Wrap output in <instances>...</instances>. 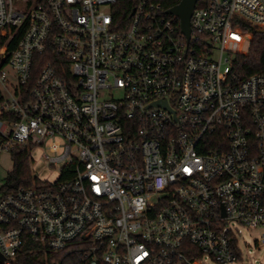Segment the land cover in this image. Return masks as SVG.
I'll list each match as a JSON object with an SVG mask.
<instances>
[{"label":"built area","instance_id":"2783aa9c","mask_svg":"<svg viewBox=\"0 0 264 264\" xmlns=\"http://www.w3.org/2000/svg\"><path fill=\"white\" fill-rule=\"evenodd\" d=\"M181 1L0 0V155L48 143L63 164L0 197L4 264L27 241L77 264H233L244 228L264 243V74L232 73L264 0H199L190 38Z\"/></svg>","mask_w":264,"mask_h":264},{"label":"trees","instance_id":"16d2710c","mask_svg":"<svg viewBox=\"0 0 264 264\" xmlns=\"http://www.w3.org/2000/svg\"><path fill=\"white\" fill-rule=\"evenodd\" d=\"M177 4V2H176ZM133 6V5H132ZM252 32L253 41L247 54H237L232 64V73L239 80L256 74H264V29L246 28ZM49 55H47L48 57ZM13 169L0 187V197L19 189H28L40 184L33 176L31 156L28 148H18L11 152ZM79 255L74 251L51 252L41 245L27 241L13 264H77ZM0 264H4L1 263Z\"/></svg>","mask_w":264,"mask_h":264},{"label":"rangeland","instance_id":"374dc122","mask_svg":"<svg viewBox=\"0 0 264 264\" xmlns=\"http://www.w3.org/2000/svg\"><path fill=\"white\" fill-rule=\"evenodd\" d=\"M206 0H202L200 4H204ZM258 29H260L258 27ZM253 41V37H252ZM251 41V43H252ZM250 43V45H251ZM249 46V45H248ZM246 47L244 54L249 52L250 46ZM31 168L35 178L49 184H55L62 178L61 168L63 164L50 165L44 156H53L48 149V143L44 146L33 148L31 152ZM13 169V161L11 153L4 152L0 155V187L5 183L6 177ZM244 236L247 242L243 247V259L233 264H264V243L261 240L262 231H250L244 228ZM259 241V246L256 241ZM210 264H215L210 262Z\"/></svg>","mask_w":264,"mask_h":264},{"label":"water","instance_id":"95a60500","mask_svg":"<svg viewBox=\"0 0 264 264\" xmlns=\"http://www.w3.org/2000/svg\"><path fill=\"white\" fill-rule=\"evenodd\" d=\"M199 0H182L179 5L169 11V14L175 15L180 19L183 33L190 38L191 18L196 4ZM5 257L0 252V262L3 263Z\"/></svg>","mask_w":264,"mask_h":264}]
</instances>
